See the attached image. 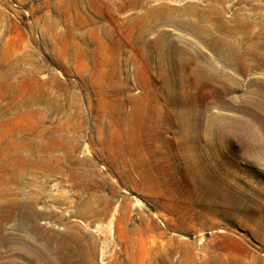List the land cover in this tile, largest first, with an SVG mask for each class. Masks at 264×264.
Masks as SVG:
<instances>
[{"label": "rangeland", "instance_id": "1", "mask_svg": "<svg viewBox=\"0 0 264 264\" xmlns=\"http://www.w3.org/2000/svg\"><path fill=\"white\" fill-rule=\"evenodd\" d=\"M0 264H264V0H0Z\"/></svg>", "mask_w": 264, "mask_h": 264}]
</instances>
